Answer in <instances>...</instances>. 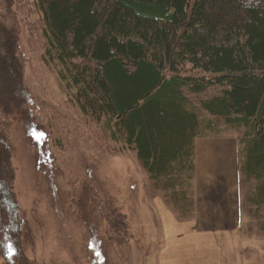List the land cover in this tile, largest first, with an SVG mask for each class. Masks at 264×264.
I'll return each mask as SVG.
<instances>
[{"label":"trees","instance_id":"obj_1","mask_svg":"<svg viewBox=\"0 0 264 264\" xmlns=\"http://www.w3.org/2000/svg\"><path fill=\"white\" fill-rule=\"evenodd\" d=\"M33 2L45 24L42 59L55 69L71 103L106 138L136 152L185 220L196 208L197 139L223 137L229 130L241 133V183L251 188L249 211L260 216L264 0ZM19 30L6 7L0 12V112L14 119L26 104ZM213 88L218 93L206 95ZM12 158L8 131L0 128V161L6 166L0 171V258L2 264H33L24 254L29 234L13 191ZM90 188L76 202L80 215L107 223L108 246L128 245L126 215L101 205Z\"/></svg>","mask_w":264,"mask_h":264},{"label":"rangeland","instance_id":"obj_2","mask_svg":"<svg viewBox=\"0 0 264 264\" xmlns=\"http://www.w3.org/2000/svg\"><path fill=\"white\" fill-rule=\"evenodd\" d=\"M6 7L19 21L26 104L23 116L15 119L0 112V128L8 131L13 147V191L29 234L24 254L33 264H146L148 259V264H157L152 253L175 230L171 221L185 219L151 180L136 152L106 138L102 128L82 118L71 103L55 69L42 59L45 24L33 0H9L8 5L0 0V12ZM218 91L213 88L206 95ZM240 136L229 130L223 137L197 139L199 177L202 188L210 179L220 183L226 176L231 177V190L239 186L247 217L237 232L249 236L237 239V249L227 254L231 264L234 258L237 264H264V210L256 216L248 209L251 188L241 183L238 169ZM2 168L6 166L1 162ZM91 184L101 205L110 204L126 215L128 245L108 246L107 223L99 216L87 222L80 215L76 202ZM175 228L177 234L183 229Z\"/></svg>","mask_w":264,"mask_h":264},{"label":"crops","instance_id":"obj_3","mask_svg":"<svg viewBox=\"0 0 264 264\" xmlns=\"http://www.w3.org/2000/svg\"><path fill=\"white\" fill-rule=\"evenodd\" d=\"M197 150L195 217L185 221H171V226L175 230L170 231L163 238V246L152 253L157 264H231L227 253L237 249V239L249 236L244 234V231L237 232V230L240 231L247 217L243 214V197L241 195L240 200L239 186L237 191L231 190L229 185L231 177L222 172L221 176L226 177H221L220 183L210 179V182L202 188L198 171ZM226 171L229 170L226 168ZM227 175L229 174L227 173ZM157 202L160 201L157 200ZM175 227L184 230L180 229L177 234ZM175 238L178 240L193 238L194 241L175 243ZM216 254H221V257H215ZM236 260L237 258H234V264H237ZM148 262L149 259L146 264Z\"/></svg>","mask_w":264,"mask_h":264}]
</instances>
